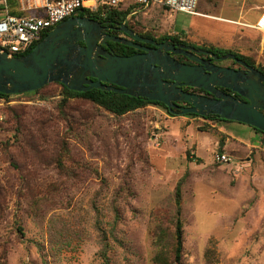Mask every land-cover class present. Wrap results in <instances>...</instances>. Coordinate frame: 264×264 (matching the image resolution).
<instances>
[{"label": "rangeland", "instance_id": "374dc122", "mask_svg": "<svg viewBox=\"0 0 264 264\" xmlns=\"http://www.w3.org/2000/svg\"><path fill=\"white\" fill-rule=\"evenodd\" d=\"M263 5L198 0L208 18L153 4L128 23L264 68V33L213 19L255 22ZM61 99L57 83L0 99V264L168 263L177 187L182 264H264V141L251 126Z\"/></svg>", "mask_w": 264, "mask_h": 264}, {"label": "water", "instance_id": "95a60500", "mask_svg": "<svg viewBox=\"0 0 264 264\" xmlns=\"http://www.w3.org/2000/svg\"><path fill=\"white\" fill-rule=\"evenodd\" d=\"M119 29L131 39L152 47L107 34L100 21L73 15L55 25L26 54L9 55L0 48V92L21 94L49 83H61L77 92L99 88L158 101L172 112L178 109L180 114L218 115L264 132L263 72L233 53L218 56L189 45L156 42L134 33L125 23ZM109 41L144 52L118 55L103 48ZM171 53L188 56L196 64L179 62ZM195 53L210 55L212 59H233L246 69L218 66ZM181 86L202 89L211 96L191 93Z\"/></svg>", "mask_w": 264, "mask_h": 264}, {"label": "built area", "instance_id": "2783aa9c", "mask_svg": "<svg viewBox=\"0 0 264 264\" xmlns=\"http://www.w3.org/2000/svg\"><path fill=\"white\" fill-rule=\"evenodd\" d=\"M124 1L146 8L153 4L164 6L167 11L184 12L204 16L196 10L198 0H21L17 13H11L8 0H0V48L9 55L19 56L41 40L45 31H50L59 22L86 8L103 17L108 8L117 7ZM231 24L249 26L264 33V10L254 24L238 20L222 19ZM219 162L228 159L226 154H217Z\"/></svg>", "mask_w": 264, "mask_h": 264}, {"label": "trees", "instance_id": "16d2710c", "mask_svg": "<svg viewBox=\"0 0 264 264\" xmlns=\"http://www.w3.org/2000/svg\"><path fill=\"white\" fill-rule=\"evenodd\" d=\"M139 5L137 4H130L129 6L125 7L122 4L117 6V7H112V8H108L105 12V15L103 17L99 16L98 12H92L86 8H83L82 10H80L77 15H81V16H86L95 20L100 21L102 24L105 21H111V22H118L121 23L124 21L126 15L133 10H136V8H138ZM160 8V10L162 11H166L167 9L164 6H158ZM264 9V6L263 8ZM13 11V10H11ZM138 23V22H137ZM140 26H142V24H140ZM48 33V31H45L42 36L41 39ZM141 35L143 36H147L149 38H153L158 42H164L167 41L169 43L172 44H176V43H181V44H189V45H193L192 43L188 42V37L181 35V34H163L161 36H156L154 35L152 32L149 31H142L141 30ZM110 45L113 48V52L115 54L118 55H129L131 53H133V49L130 46H126V45H122L116 42H110ZM195 46V45H193ZM197 48H202V49H206V50H211L214 53L218 54V55H223L226 53H233L236 55L237 58H240L244 61H247L249 64H251L253 67H255V63L253 60L247 58V56L240 54V53H235L231 50H217L214 49L213 47H206V46H196ZM34 47H32L30 50H28L27 52H25L24 54L30 52ZM258 70H260L261 72L264 73V68L262 66L256 65V67ZM59 84V86L61 87V97L62 99L60 100V103L65 102L67 99L72 98V97H79L82 99H85L87 101H89L92 105L96 106V107H100L103 110L109 112V113H113L114 115H122L125 114L127 112L133 111L137 108L143 107L148 101L147 100H141L139 98H135L129 95H125V94H118V93H114V92H110V91H104V90H100L98 89H89L87 91H83V92H77V91H73L68 89L67 87H65L63 84L61 83H57ZM44 87V86H43ZM42 87V88H43ZM39 88V89H42ZM38 89V90H39ZM38 90L35 91H31V92H25L23 94H29V93H35ZM11 96V94H5L0 92V99L4 98L7 99ZM206 96H211V95H206ZM236 97H238L237 95H235ZM154 105H157L164 108L170 115L174 116L176 114L171 113L170 111L167 110V107L160 103V102H153ZM177 114H180L179 112ZM184 115L187 116H198V117H202L204 119L207 120H214V121H224V122H228L224 119H221L220 117H218V115H208V116H199L195 113H186ZM231 122V121H230ZM252 129L258 133V134H262L264 135V132L252 127ZM175 204H176V218H175V228H174V233H173V245H172V249H171V261L166 263L163 262L164 264H182V253H183V223L181 222L180 219V192H179V187H177L176 189V199H175ZM160 258V259H159ZM159 259V261L161 260V256L157 257V260Z\"/></svg>", "mask_w": 264, "mask_h": 264}, {"label": "flooded vegetation", "instance_id": "af4514ba", "mask_svg": "<svg viewBox=\"0 0 264 264\" xmlns=\"http://www.w3.org/2000/svg\"><path fill=\"white\" fill-rule=\"evenodd\" d=\"M137 10H133V11H130L123 22L121 23H118V22H111V21H105L103 23V26L105 27V33L107 34H110V35H114V36H119V37H124V38H127L129 40H132L134 43L136 44H140L142 46H147V47H152V45L150 44H146V43H142V42H139V41H136L134 39H131L128 35H126L122 30H120V26L122 23H125V25L134 32V33H137L138 35L142 36V37H147V36H143L141 35V30L140 29H137L135 28V26H131L129 23H128V19H129V16H131L132 14L136 13ZM149 38V37H147ZM153 39V38H152ZM155 40V39H153ZM156 41V40H155ZM158 42V41H156ZM169 43V42H168ZM178 43H176L175 45H177ZM181 44V43H179ZM184 45H189V44H184ZM195 49H202V48H197L196 46H193V45H189ZM132 49H133V53L131 54H135V53H142L144 52V50L140 49V48H135V47H132L130 46ZM103 48L107 51H114L112 46L110 45V41L108 42L107 45H103ZM206 50V49H204ZM208 51H211V50H208ZM213 52V51H211ZM114 53V52H113ZM129 54V55H131ZM198 57L200 58H204V59H210L212 63H214L215 65H218V66H223V67H230V68H233V69H246V67L242 66L241 64H239L238 62L234 61L233 59H231V63H228V64H222L221 62H219L220 59H212V57L210 55H206V54H198V53H195ZM213 54L215 55H218L216 53L213 52ZM171 56L174 57L176 60H178L179 62H182V63H186V64H196L195 61L191 60L188 58V56H184L182 54H173L171 53ZM219 56V55H218ZM240 59V58H239ZM242 60V59H241ZM244 61V60H242ZM246 64L248 65H251L249 64L247 61H244ZM252 66V65H251ZM255 67H256V64H255ZM181 88L185 91H188V92H191V93H197V94H202V95H210L208 92L202 90V89H198V88H195V87H188V86H181ZM220 90L226 92V93H231L233 95H237V94H234L233 92H231L229 89H226V88H220ZM238 96V95H237ZM240 97V96H238ZM135 98H139L141 100H147L148 102L143 106V107H148L150 105H154L153 102H155L154 100H148L147 98L145 97H135ZM241 98V97H240ZM243 99V98H241ZM244 100V99H243ZM158 102V101H157ZM161 103V102H160ZM178 105H182V106H189L188 103H185V102H176ZM163 104V103H162ZM168 111H170L168 108H167ZM174 112L170 111L171 113H174V114H177L179 112L178 109H173Z\"/></svg>", "mask_w": 264, "mask_h": 264}, {"label": "crops", "instance_id": "0c3cea01", "mask_svg": "<svg viewBox=\"0 0 264 264\" xmlns=\"http://www.w3.org/2000/svg\"><path fill=\"white\" fill-rule=\"evenodd\" d=\"M9 1V3H10V0H8ZM11 6V5H10ZM264 6V5H263ZM262 6V7H263ZM11 10H13V11H11ZM1 11V10H0ZM19 11V9L18 10H14V9H10V12L11 13H17ZM200 13H202V12H200ZM202 14H204V16H202V17H208V18H211V16L212 15H207V14H205V13H202ZM195 16H197V15H195ZM260 16V15H259ZM213 19H216V20H220V21H223V20H221V17H219L218 18V16H214L213 17ZM222 19H227V18H222ZM229 20H232V19H229ZM257 20V19H256ZM239 21V20H238ZM226 22V21H225ZM227 23H229V22H227ZM244 23H247V24H254L255 22H253V21H246V22H244ZM231 24V23H230ZM235 25H237V24H235ZM241 26V25H240ZM248 29H252L251 27H249V26H246ZM253 30H255V29H253ZM240 54H243V53H240ZM243 55H245V56H247L246 54H243ZM255 139H258V142L260 141H264V136L262 135V134H257V137L255 138Z\"/></svg>", "mask_w": 264, "mask_h": 264}]
</instances>
